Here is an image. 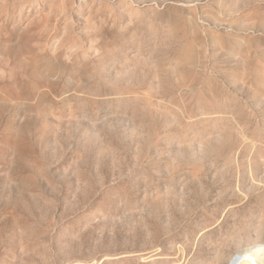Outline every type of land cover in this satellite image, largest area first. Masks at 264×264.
<instances>
[{"label":"rangeland","instance_id":"374dc122","mask_svg":"<svg viewBox=\"0 0 264 264\" xmlns=\"http://www.w3.org/2000/svg\"><path fill=\"white\" fill-rule=\"evenodd\" d=\"M263 251L264 0H0V264Z\"/></svg>","mask_w":264,"mask_h":264},{"label":"clouds","instance_id":"9594fccd","mask_svg":"<svg viewBox=\"0 0 264 264\" xmlns=\"http://www.w3.org/2000/svg\"><path fill=\"white\" fill-rule=\"evenodd\" d=\"M245 259L247 261V264H264V256H252L246 257Z\"/></svg>","mask_w":264,"mask_h":264},{"label":"bare ground","instance_id":"6f19581e","mask_svg":"<svg viewBox=\"0 0 264 264\" xmlns=\"http://www.w3.org/2000/svg\"><path fill=\"white\" fill-rule=\"evenodd\" d=\"M262 256H264V251H263V253H262Z\"/></svg>","mask_w":264,"mask_h":264}]
</instances>
